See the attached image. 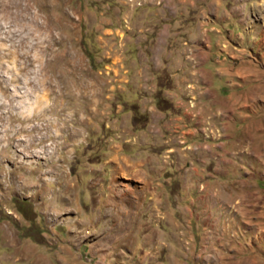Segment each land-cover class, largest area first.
Wrapping results in <instances>:
<instances>
[{"label": "rangeland", "instance_id": "rangeland-1", "mask_svg": "<svg viewBox=\"0 0 264 264\" xmlns=\"http://www.w3.org/2000/svg\"><path fill=\"white\" fill-rule=\"evenodd\" d=\"M238 2L242 28H261L223 32L245 51L215 55L228 95L190 111L189 150L230 146L231 176L191 183L188 164L158 198L101 163L126 84L112 0H0V264H264V0Z\"/></svg>", "mask_w": 264, "mask_h": 264}, {"label": "crops", "instance_id": "crops-1", "mask_svg": "<svg viewBox=\"0 0 264 264\" xmlns=\"http://www.w3.org/2000/svg\"><path fill=\"white\" fill-rule=\"evenodd\" d=\"M234 4L238 0H112L116 21L110 20L113 28L109 31L124 38L127 47L111 70L130 86L118 85V114L107 125L110 136L104 134L101 163L118 187L121 180L138 186L145 196L162 198L160 181L165 178L171 183L172 178L181 177L180 169L188 164L194 167L184 176L191 183L210 176L224 185L230 178V160L219 152L230 153V146L218 143L216 152L204 144L205 153L189 148L196 147L201 137L191 126L196 122L191 121L190 111H213L228 95L221 76L226 64L222 59L215 62V55L245 52L223 32L229 30L233 37L247 32L254 39L261 28L259 21L248 30L242 28L239 14L228 11L227 6ZM247 52L256 50L251 46ZM127 56L135 63L125 65L123 57ZM165 103L167 107H162ZM168 172L170 178H166Z\"/></svg>", "mask_w": 264, "mask_h": 264}]
</instances>
